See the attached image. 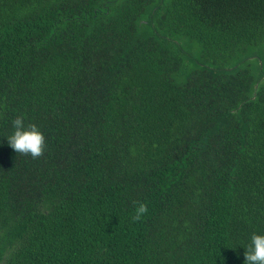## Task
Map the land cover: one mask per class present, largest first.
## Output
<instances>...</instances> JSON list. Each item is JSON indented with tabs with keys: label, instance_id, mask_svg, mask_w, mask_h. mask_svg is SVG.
Here are the masks:
<instances>
[{
	"label": "trees",
	"instance_id": "16d2710c",
	"mask_svg": "<svg viewBox=\"0 0 264 264\" xmlns=\"http://www.w3.org/2000/svg\"><path fill=\"white\" fill-rule=\"evenodd\" d=\"M254 232L264 0H0V264H244Z\"/></svg>",
	"mask_w": 264,
	"mask_h": 264
},
{
	"label": "clouds",
	"instance_id": "9594fccd",
	"mask_svg": "<svg viewBox=\"0 0 264 264\" xmlns=\"http://www.w3.org/2000/svg\"><path fill=\"white\" fill-rule=\"evenodd\" d=\"M11 124L13 132L7 137V142L16 153L30 155L33 159L43 155L45 135L36 124L26 125L19 115L14 117ZM146 211V205L141 203L136 209V218L139 219ZM243 248L246 250L244 264H264V233L254 232Z\"/></svg>",
	"mask_w": 264,
	"mask_h": 264
}]
</instances>
